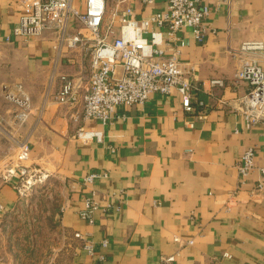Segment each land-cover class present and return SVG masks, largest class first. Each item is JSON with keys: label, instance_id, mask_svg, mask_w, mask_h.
<instances>
[{"label": "crops", "instance_id": "obj_1", "mask_svg": "<svg viewBox=\"0 0 264 264\" xmlns=\"http://www.w3.org/2000/svg\"><path fill=\"white\" fill-rule=\"evenodd\" d=\"M167 1L132 0L123 8L132 6L140 22ZM205 1L212 7L204 20L206 40L198 42L189 27L179 33L185 75L199 87L203 105L196 101L187 111L177 89L154 92L142 104L119 105V117L103 123L85 119L81 102L56 100L66 79L84 93L90 51L64 48L58 58L54 35L17 34L22 12L15 0H0V264H33L2 240L5 220L24 198L17 190L20 173H4L22 139L30 144L26 163L47 174L48 183H62L56 220L63 245L48 264H158L176 252L172 264H264V178L258 168L264 165V122L247 125L239 107L250 85L235 81L245 59L264 67V50L240 52L245 41L264 39V0ZM75 4L84 8V0ZM115 4L110 0L109 14ZM116 23L117 36L138 33L136 26ZM142 35L170 52L157 25ZM212 78L224 85L212 86ZM19 83L33 106L21 123L3 90L7 84L17 92ZM249 148L257 166L241 175ZM92 172L101 176L85 183ZM91 196L98 202L92 222L81 216Z\"/></svg>", "mask_w": 264, "mask_h": 264}, {"label": "built area", "instance_id": "obj_2", "mask_svg": "<svg viewBox=\"0 0 264 264\" xmlns=\"http://www.w3.org/2000/svg\"><path fill=\"white\" fill-rule=\"evenodd\" d=\"M132 0H116L107 20L110 0H84V8H79L75 0H15L22 12L21 25L15 29L17 34L42 35L52 33L57 42L58 58L67 49L79 46L90 51L91 74L88 86L80 94L72 79H66L56 94V100L65 104L82 103L83 117L97 119L103 123L112 122L119 117V105L142 104L154 92L168 94L177 89L182 96V103L187 111L194 110V102L203 105L198 100L196 87L185 75V69L180 59L181 47L185 44L179 33L185 28L192 29L198 42L206 40L204 20L212 11L211 5L205 0H168L165 9L151 12L138 19L133 18L132 6L123 8V3ZM144 5H153L155 0H139ZM232 0H218L219 3H229ZM241 1V0H236ZM123 28L136 26L137 34L124 36L116 34L117 22ZM157 25L168 38L166 49L158 43L143 36L144 32ZM77 28L76 32L71 30ZM157 43V44H156ZM264 50V39L245 41L240 52ZM236 83L247 81L250 90L241 98L239 110L244 115L248 126L257 121L264 122V67L256 59L248 58L236 73ZM210 84L224 85L222 78L210 79ZM18 91H13L9 85H3L7 99L15 103L16 120L24 121L31 112L30 97L17 85ZM18 150L6 168L5 175L20 173V183L17 190L20 195L45 180L48 175L34 169L26 161L29 159L30 144L27 139L17 141ZM239 171L247 175L255 168V151L247 149L241 159ZM264 178V165L258 166ZM101 173L92 172L85 176V183H93ZM263 183H260L262 186ZM94 192V191H92ZM98 206L97 200L91 196L86 199V207L81 216L93 221V213ZM76 237H82L76 232ZM178 240V238H176ZM107 241L105 240L104 243ZM189 243L192 240L188 241ZM86 246L93 251L91 243ZM180 252L162 256L158 264H172ZM224 256L230 254L225 252ZM101 258H104L103 256Z\"/></svg>", "mask_w": 264, "mask_h": 264}, {"label": "rangeland", "instance_id": "obj_3", "mask_svg": "<svg viewBox=\"0 0 264 264\" xmlns=\"http://www.w3.org/2000/svg\"><path fill=\"white\" fill-rule=\"evenodd\" d=\"M109 11L107 12V16ZM61 181L48 183L47 178L30 188L17 211L4 222L3 242L14 246L23 259L33 264H48L63 245L57 228L56 212L63 198ZM13 252L9 253L12 254Z\"/></svg>", "mask_w": 264, "mask_h": 264}]
</instances>
